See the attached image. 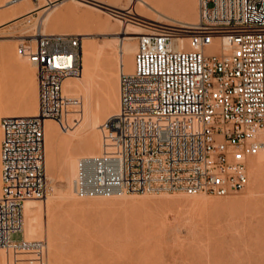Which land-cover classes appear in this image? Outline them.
<instances>
[{"label":"built area","instance_id":"built-area-1","mask_svg":"<svg viewBox=\"0 0 264 264\" xmlns=\"http://www.w3.org/2000/svg\"><path fill=\"white\" fill-rule=\"evenodd\" d=\"M110 10L145 31L133 70L120 73L119 110L101 124V152L78 158L75 193L221 196L244 189L250 158L264 149V0H199L190 27ZM186 30L189 46L179 48ZM33 42L21 53L36 66L39 113L0 121V247L25 262L44 259L48 248L43 239L16 238L25 201L48 193L45 121L72 127L68 116L81 101L63 84L83 72L79 34L36 33Z\"/></svg>","mask_w":264,"mask_h":264},{"label":"rangeland","instance_id":"rangeland-1","mask_svg":"<svg viewBox=\"0 0 264 264\" xmlns=\"http://www.w3.org/2000/svg\"><path fill=\"white\" fill-rule=\"evenodd\" d=\"M38 1L39 3H41V1L43 0L41 1L38 0ZM38 1L31 0L28 2L29 4L31 3L30 5L33 4L34 5V6L32 5L33 7H36L40 5ZM98 1L99 0L97 1L92 0V2L94 3H97ZM186 1L187 0H177L176 1V7L179 8L176 10L177 12L175 11L176 16L174 15L175 13L173 11L170 12L168 11L169 9L168 10L165 9V10L166 12L168 11L167 13L175 17H179V18L182 17L181 19H186V14L184 13V10H183L185 6L182 8L180 7L184 3L185 5L187 4L191 5L189 4L190 0H188L189 2H186ZM193 1L191 2L193 3ZM196 1H198L196 2L197 3L196 6H197V11L199 12V0H196ZM98 3H102V2L99 1ZM124 4L129 5L130 2H127V0H120L117 3V5L119 6L124 5ZM104 5L106 8L112 7L108 4H104ZM85 6L90 7L88 8L89 10L93 8V12L96 15L97 13L99 15L100 12H102L100 14L101 16L100 15L99 16L102 18H105L103 20H107L108 18H110L109 20H107L110 23H119V20L121 19L120 17L114 16L113 14L107 13L105 11H100V10L98 11L97 9L96 11L93 6L80 5L81 8L83 7L82 9L84 8L87 9ZM177 13L180 15L177 16ZM104 15L105 16L108 15L107 19ZM39 19H40L39 13H34L33 16L30 17L29 19H24V21L22 20V21H17V22H10L11 24L7 23L1 28L2 30L0 29L2 31V35L0 36V39H2L0 40V53H1L0 54V121L3 115L7 113H11V111L25 110L23 107L20 106L22 97L24 96V92H28L26 91V89L30 90L33 84L36 83V73H37L36 67L32 62H30L27 59V57H25L21 53V51L24 47H30L34 43L33 38H35V35H31V34L36 30L35 25H37V23L40 21ZM40 22L39 24L41 25V27L39 26V30L41 28L42 29L45 28L44 30L46 33L48 32L49 33L68 32V33L78 34L79 32H84V31H86L84 33L89 32V37H87L88 39L86 37H82L83 48H84V42L87 44V41L89 42L90 39H92L90 40L92 42H98L97 39L98 40L100 39L99 42L102 40H111V39L118 40L115 38L116 35H112L114 37H112L111 35H106L104 34V30L99 31L101 29H99L98 27H91L90 24H85L87 27V29H85L86 27L83 26L84 24H81L80 26V24H78V22L75 19H69V20L67 19V21L65 20L61 22V24L59 25L58 24L49 25V23L47 22L42 24ZM130 23H133V22H130ZM89 27H90V30H89ZM91 29L93 31H91ZM87 30L89 31L87 32ZM26 35H31V36H26ZM131 42L132 43L135 42V44L137 42L138 44V38L132 39ZM4 43H7L9 45H4ZM128 61H129V57H128ZM84 66H85V63H84ZM96 77L97 79H99L98 81ZM94 79L95 80L92 84V91H91L92 96L90 94V99L92 100L93 107L95 104L96 107H94V109L96 108V111H102L103 113H105L107 109L109 108L112 97H113V92H114V90L112 89L113 84H110L107 82L105 83L100 82L103 80L101 76H99V74H97V76H95ZM27 85H28V88H29V85H31L30 86L31 88L28 89ZM93 85H96L94 86L95 88L93 87ZM95 89L97 93H95L96 92ZM69 96L79 98L81 101L80 111L78 113L73 111L72 113L69 114V116H71L69 117L70 118L69 120H70V124L72 125V127L71 129L70 128L68 129H70V132H71L73 130H77V128L78 129L81 128L80 126L84 118L85 105H86L87 98H85L84 93L82 92H78L77 94H74V96L73 95H69ZM97 101H98V104L96 105ZM112 114L113 112L106 114V116L102 118L100 124H102L109 117V115H112ZM76 119H78L79 121L74 123ZM63 129L67 130L65 128ZM99 129L101 131V127ZM62 132L63 134H65L64 131ZM1 138H2V128L0 124V143H1ZM71 138H72L71 136H66L62 138L61 143L58 144L56 148V151L58 150L57 152L55 151L56 155H58V153H60L61 155L62 153V155L64 156L65 152H66L65 154H67V151L70 148L69 142L71 141ZM55 164L53 165V167L55 166V168L51 167L50 168L51 170L49 169L50 171H48L47 168H49V166H47L46 164L47 177H48L47 195L50 194V192L53 193L51 194L52 198L50 202H53L52 204L55 208H58L61 205L62 206L60 207V209L54 208V210H53V206H49L48 214L45 213L42 216L43 218L41 219L42 225H43V232L33 237V239H43L47 241L48 245L50 246V247L48 246L49 249L48 248L46 249L45 256H44L45 258L40 259L38 261L30 260V261L25 262L24 260H21V258L24 256H19L20 260H17L15 259V253H14L12 259L0 258V264H264V181H262V179L264 180V176H263L264 173H262V176L259 177L260 180H258L259 178L255 175L254 170L252 166H250V164H249V173L251 172L250 181L244 189L237 191V192H231L227 195H221V196L202 193L205 200H202V199L198 200L197 196H202V195H195V194L189 195V194L180 193V192H162V193L131 192V193H126L132 199L134 198L135 201L134 200L132 201V199H129L130 197H125L124 199L122 195L117 196V198L119 199L113 196L104 197L105 200L101 199L102 196H98L100 198L99 200V198L96 196L83 197V196L77 195L76 193L70 199H65L63 197L61 198L60 195H61V192L63 191L62 189L63 188V185H62L63 177H62L61 169L59 168L60 165H58L57 162ZM52 172L54 174H52ZM48 175L51 176V179ZM253 176L255 177V179H253L254 178ZM0 177H1V162H0ZM59 177H61V179H59ZM251 177H252V180H251ZM253 180L255 183L253 182ZM256 181H259V182H256ZM0 182H1V178H0ZM52 183L54 185L57 184L55 185V189ZM257 185L259 186V188H257ZM0 186H1V183H0ZM251 186H254V188ZM255 188H257L258 190ZM142 197L144 200L142 199ZM171 197L172 198L174 197V198L170 199ZM191 197L192 198L196 197V198L192 199ZM46 198L47 196L44 197L43 199H35V200L37 201L42 200V202H45L46 204ZM59 198L62 199L63 201L62 200L60 201ZM163 198L165 199L163 200ZM71 199L72 201L73 200L75 201L72 202ZM76 199L77 200L79 199V203L80 202L82 203H80L79 205L76 202ZM89 199H90V202L92 200L93 201L90 203ZM97 199L100 202L99 201L96 202ZM106 199L108 201H106ZM111 199L112 201H115L117 199L119 200V202L116 200L115 202L116 204H115L111 201ZM128 199L131 201L129 202ZM169 199L173 201L172 204L168 203L170 202ZM127 200L129 204L126 202ZM138 200L140 202H138ZM150 200L152 201L154 200L155 203L151 202ZM178 200L182 203L178 202ZM55 201L56 202L58 201V203H56ZM67 201H70L69 203H72V204L73 203L75 204L76 202V204L71 205V204H68ZM59 202L61 204H59ZM133 202L135 204L138 203L136 205L137 208L134 204H131ZM159 202H160V205L162 203L161 206L159 205ZM167 203L169 205H167ZM196 203L197 205H195ZM208 203H210L212 206L216 208L214 209V207L209 206L210 204ZM212 203L215 204L216 206L213 205ZM243 203L244 205H247V207L250 204L249 208L250 209L253 208V210L255 208V210L252 211L251 209L249 213L248 208L247 207L245 208L243 206L244 207L243 210L244 211L246 210V211L244 212L242 210L243 211L242 212L241 205ZM258 203H260L261 206H259ZM142 204L145 207H143ZM251 204H255L254 206L258 205L259 207L258 208L257 206L254 207ZM49 205L51 204L49 203ZM112 205L113 206L116 205L115 207H113L114 210L113 208L111 209ZM138 205L142 207L138 208ZM151 205L153 208H150ZM163 205H166V206H163ZM176 205L178 206L175 207ZM206 205H207V208H206ZM70 206L71 207L80 206V207L77 209L76 207L75 209L72 208L73 209L72 210L70 209L71 208ZM99 206H101V208H99ZM103 206L105 209L103 208ZM106 206H108V208H106ZM158 206L161 208H159ZM51 207L52 209L50 210ZM65 207H67V209L70 211H68ZM109 207H110V210H109ZM116 208L118 210H116ZM95 209H96V212H95ZM193 209L194 211H192ZM59 210L60 211L63 210L64 212L62 211L60 212ZM71 210L73 212H71ZM74 210H76V212H74ZM51 211L53 212L51 213ZM57 212L60 213V215ZM90 214H92L94 217L91 215V218H90L89 216ZM95 214H97L96 217L99 216V219L95 218ZM87 218L91 219L92 222H88L90 220H88ZM247 219H248V222L250 220L251 224L247 223ZM93 220L95 221L93 222ZM109 221L111 222V224L107 223ZM51 222L53 225H49L51 224ZM104 223H106L107 225ZM101 224L102 225L104 224V227L101 226ZM46 226L49 229L46 228ZM50 228L52 229V231L50 230ZM77 233H80L81 235L80 238H78L79 235H77ZM51 236H53L56 240ZM81 237H83V240L85 241L87 240L90 241L89 243L91 246L89 247V243H88L87 248L86 246L84 248L83 246L87 242L82 244V242L79 241V240L82 241ZM16 238L17 239L26 238L24 236V231L17 234ZM26 239H29V238H26ZM72 239L74 241L78 240L79 242L73 243ZM53 242L57 243L56 246L54 245ZM91 243L94 246H92ZM67 244L70 246H68ZM105 244L106 245L108 244L109 246L107 245L108 246L107 247ZM152 244L153 246H151ZM216 244H218L217 247L214 246ZM209 245H212L213 247ZM100 246L104 248L102 249V247ZM209 247H211L212 249H215L216 247L217 253ZM1 248H4V247H1ZM197 250L198 252H196ZM54 251L55 252L57 251V252L55 253ZM8 253L9 251L6 252V255ZM195 253L196 254L198 253L199 256H197L198 254L196 255ZM25 257H29V256H25ZM142 258H143V261H142ZM243 258H245V260H243Z\"/></svg>","mask_w":264,"mask_h":264},{"label":"bare ground","instance_id":"bare-ground-1","mask_svg":"<svg viewBox=\"0 0 264 264\" xmlns=\"http://www.w3.org/2000/svg\"><path fill=\"white\" fill-rule=\"evenodd\" d=\"M28 1H31V0H18V1H15V2H12L10 0H0V29L6 25L7 23L9 24L10 22H17V21H24V19H29L30 17L33 16L34 13H39V16H40V23L44 24L45 22L49 23L50 24H61V22L63 21H67V19H75L78 24H84L83 26L86 27L85 24H90L91 27H98L99 31H102L104 30V34L106 35H116V39L118 40H102L99 42V40L97 39L98 42H92L89 40V42L87 41V44L84 42V48H83V72L80 76H77V77H69L67 78L65 81H64V84H63V90H64V93L67 94V95H73L74 94H77L78 92H82L84 93V96L85 98H87V101H86V105H85V114H84V118H83V121H82V124H81V128L77 130H73L70 132V129H67V130H64L63 128H61L59 126V123L52 119V118H47L46 121H45V141H46V164L47 166H49L48 171H50L51 167H53V165L57 162L58 165H60V169H61V172H62V177H63V180H62V185H63V191L61 192V198H65V199H70L74 196L75 194V191H74V180H75V177H76V165H77V161H78V158L82 155H92V154H97V153H100L101 150H102V133L100 131V122L102 120V118L104 116H106V114H109V113H116L118 110H119V107H120V73L122 71H131L133 70V67H134V57H135V53L137 51V42L135 44L131 42L132 39H135V38H138V35L140 33H142L143 31H145V28L140 25V24H137V23H130V22H127V21H124L122 19L119 20V23H110L109 20L110 18L107 19V16L106 19L107 20H103L105 18H102L100 17L101 13L100 12V16L97 15L93 12V8L91 10H89L88 8L90 7H86L87 9H82L80 7V5H90V6H93L94 9L96 10H100V11H105L107 13H111V8H119L121 10H125V11H130V12H134V13H137L138 15H141V16H144V17H148V18H151L153 20H156V21H167V22H170V24L172 25H178L177 23H185L186 25H188V27H190L192 24H195L197 21H198V18H199V12L197 11V6H196V0H190L193 1V3L189 2L188 0L186 2H189V4L191 5H185V3L180 6L181 8L184 7V13L186 14V19H181L179 17H175L176 16V13L175 11L179 8L176 7V1L177 0H127V2H130L129 5H117L118 1L120 0H99L100 2H102L103 4H108L110 6H112L111 8H106L105 6H100L98 5L97 3H94L92 2V0H43L41 1V3H38L40 5L36 6V7H33L32 5L29 4ZM97 1V0H96ZM98 1V2H99ZM12 7V8H10ZM168 11H173L175 14V16L169 14L166 12V10ZM96 10V11H97ZM110 10V11H109ZM165 10V11H164ZM177 12V11H176ZM182 13V12H181ZM112 14V13H111ZM180 14L177 13V16H179ZM183 15V14H181ZM38 19V18H37ZM39 22L37 23V25H35V31L31 34V35H35L36 33H44L45 32V28L44 29H40L39 30V26L41 27V25L39 24ZM36 23V22H35ZM11 24V23H10ZM34 25V24H33ZM48 25V24H47ZM31 27V26H30ZM96 28V29H98ZM87 29V27L85 28ZM93 29V28H92ZM91 29V31H93ZM95 29V28H94ZM2 30V29H1ZM0 30V36L2 35V31ZM89 30H90V27H89ZM87 30V32L89 31ZM27 31V30H25ZM30 31V30H29ZM97 31V30H96ZM52 32V31H51ZM86 32V31H84ZM84 32H79L78 34L82 37H89V32L88 33H84ZM190 30H186L184 33L181 34L180 38L178 39V44H177V47L181 48V47H188L189 46V36H190ZM49 33V32H48ZM55 33V32H54ZM91 36V35H90ZM102 36V35H101ZM110 36V37H111ZM107 37V36H106ZM105 37V38H106ZM114 37V36H112ZM34 39V38H33ZM88 39V38H87ZM86 39V40H87ZM85 40V39H84ZM96 41V40H95ZM120 41V42H119ZM86 44V45H85ZM213 46H209L208 50H212ZM1 54V53H0ZM128 57H129V61H128ZM85 61V62H84ZM84 63H85V66H84ZM36 67V66H35ZM97 74H99V76H101L102 80L103 81H100V82H107V83H110V84H113L112 85V89L114 90L113 92V97H112V100H111V103H110V106L109 108L107 109V111L105 113H103L102 111H96V108L94 109L95 104H94V107H93V103H92V100L90 99V94H91V91H92V84L94 82V78L95 76H97ZM99 78V77H98ZM97 79V77H96ZM99 79H97L98 81ZM95 81V82H97ZM95 84V83H94ZM97 84V83H96ZM31 85H29V88ZM96 86V85H93V87ZM27 88H28V85H27ZM28 88V89H29ZM95 88V87H94ZM97 89V88H96ZM95 89V91H96ZM26 91L28 92H24V96L22 97V101L20 103V106L23 107L25 110L23 111H17V110H14V111H11V113H7L3 116H7V115H38L39 113V87H38V81H37V73H36V83L33 84L32 88L30 90H27ZM97 93V91L95 92ZM26 94V95H25ZM80 94V93H79ZM92 96V94H91ZM82 97V96H81ZM97 97V96H96ZM96 99V98H95ZM94 99V101H95ZM85 100V99H84ZM93 101V102H94ZM85 104V103H84ZM98 104V101L96 103V105ZM98 107V106H97ZM84 110V109H83ZM100 110V109H99ZM110 116V115H109ZM71 116H68V121L70 122V118ZM82 118V117H81ZM79 121V120H78ZM57 123V124H56ZM65 132V134H63V132ZM66 136H71V141L69 142V145H70V148L69 150L67 151V154L64 153V156L60 155V153H58V155H56V148L58 146V144L61 143L62 141V138L63 137H66ZM59 149V148H58ZM56 151V152H55ZM252 158V159H251ZM250 159V166H252L253 170H254V173L255 175L259 178L262 176V173H264V149H262L258 154H256L254 157H251ZM56 165V164H55ZM55 168V166L53 167ZM251 168V169H252ZM50 169V170H49ZM58 169V168H57ZM54 170V169H53ZM58 171V170H57ZM56 171V172H57ZM58 173V172H57ZM56 173V174H57ZM251 173V172H250ZM249 173V174H250ZM52 174H54L52 172ZM253 174V173H252ZM51 179V176L48 175ZM264 176V174H263ZM58 177V176H57ZM254 177V176H253ZM256 177V179H257ZM1 178V177H0ZM53 178V177H52ZM263 178V177H262ZM58 179V178H57ZM59 179H61V177H59ZM255 179V177L253 178ZM251 180H252V177H251ZM260 180V178L258 179ZM262 181H264L262 179ZM53 182V181H52ZM59 182V181H58ZM254 182V180H253ZM252 182V183H253ZM256 182H259V181H256ZM1 183V182H0ZM51 183V182H50ZM57 183V182H56ZM255 183V182H254ZM253 183V184H254ZM53 184V183H52ZM58 184V183H57ZM55 184V185H57ZM252 184V185H253ZM55 185L53 184L54 186V189H55ZM256 185V184H255ZM259 185V184H258ZM257 185V188H259V186ZM261 186V185H260ZM52 187V186H51ZM254 188V186H251ZM60 188V187H58ZM252 188V189H253ZM255 188V189H257ZM52 189V188H51ZM50 189V190H51ZM251 189V188H250ZM258 190V189H257ZM256 191V190H255ZM54 192V191H53ZM257 192V191H256ZM261 192V191H260ZM0 193H1V186H0ZM248 193V192H247ZM51 194H53L52 192H50V194L47 195V198H46V204L45 202H42V200L40 201H37L35 199H30V200H27L25 201L24 203V215H25V223H24V236L26 238H29V239H33V237L37 236L38 234H40L41 232H43V225H42V216L49 212V206H53V202H50L51 201ZM251 194V193H250ZM119 195H122V197H130L129 195H127L126 193H123V194H116L114 195L113 197H116L119 196ZM195 195H202V196H197L198 197V200L199 199H202V200H205L204 196L202 193H199V194H195ZM254 195V194H253ZM56 196V195H55ZM98 197V196H96ZM175 197V196H174ZM173 197V198H174ZM206 197V196H205ZM249 197V196H248ZM251 197V195H250ZM99 198V197H98ZM169 198V197H168ZM172 197L170 199H173ZM177 198V197H176ZM188 198V197H187ZM186 198V199H187ZM192 198V197H191ZM194 198V197H193ZM192 198V199H193ZM196 198V197H195ZM194 198V199H195ZM60 199V198H59ZM75 199V198H73ZM101 199H104V197H102ZM119 199V198H117ZM116 199V200H117ZM129 199H132L131 197ZM128 199V200H129ZM143 199V197H142ZM146 199V198H145ZM151 199V198H149ZM165 198H163L164 200ZM167 199V198H166ZM169 199V200H170ZM180 199V198H178ZM53 200V199H52ZM62 199H60L61 201ZM87 200V199H86ZM100 200V198H99ZM98 199L96 200V202L99 201ZM105 200V199H104ZM115 201H111L113 203L116 202ZM128 200L126 201L128 203ZM134 200V198L132 199V201ZM144 200V199H143ZM142 200V201H143ZM162 200V199H160ZM168 200V199H167ZM190 200V199H189ZM59 201V200H58ZM58 201L56 203H58ZM63 201V200H62ZM72 201V199H71ZM75 201V200H73ZM72 201V202H73ZM93 201V200H92ZM91 201V202H92ZM102 201V200H101ZM106 201H108L106 199ZM119 202V200H117ZM125 201V200H124ZM131 200H129L130 202ZM135 201V200H134ZM146 201V200H145ZM151 202H154V200H150ZM183 201V200H182ZM68 204H71V205H75L76 202L80 205V202L79 203V199L77 200L76 199V202L75 204L73 203H69L70 201H67ZM85 202V201H84ZM83 202V203H84ZM88 202V201H87ZM89 202H90V199H89ZM88 202V203H89ZM90 202V203H91ZM100 202V201H99ZM103 202V201H102ZM101 202V203H102ZM121 202V201H120ZM123 202V200H122ZM138 202H140L138 200ZM149 202V200H148ZM150 202V203H151ZM168 202V201H167ZM171 202V203H170ZM170 202H168L169 204H172V200H170ZM176 202V201H175ZM178 202H180L178 200ZM177 202V203H178ZM190 202V201H189ZM192 202V201H191ZM201 202V201H200ZM49 203L51 205H49ZM55 203V204H56ZM104 203V202H103ZM102 203V204H103ZM126 203V204H127ZM137 203V202H136ZM148 203V204H150ZM155 203V202H154ZM158 203V202H157ZM167 203V205H169ZM176 203V204H177ZM182 203V202H180ZM211 203V202H210ZM208 203V204H210ZM261 203V202H260ZM258 203L259 206H261V204ZM54 204V205H55ZM59 204H61L59 202ZM67 204V203H66ZM64 204V205H66ZM67 204V205H68ZM77 204V205H78ZM96 204V203H95ZM105 204V203H104ZM112 204V203H111ZM110 204V205H111ZM116 204V203H115ZM124 204V203H123ZM129 204V203H128ZM131 204H134L135 206L138 204H135L134 202L131 203ZM140 204V203H139ZM146 204V203H144ZM166 204V203H165ZM175 204V203H174ZM192 204V203H191ZM213 204V203H212ZM248 204V203H247ZM256 204V203H255ZM255 204H251V205H255ZM263 204V203H262ZM154 205V204H153ZM159 205H160V202H159ZM162 205V203H161ZM160 205V206H161ZM185 205V204H184ZM183 205V206H184ZM197 205V203L195 204ZM215 205V204H213ZM250 205V204H249ZM249 205L247 207V205H244V203L241 205L242 206V209L241 211L243 210V208L247 207L248 208V212L253 208H249ZM258 205L257 208L259 207ZM62 206V205H61ZM60 206V207H61ZM116 206V205H115ZM112 205L111 209L113 207H115ZM125 206V205H124ZM143 207H145L143 204H142ZM141 206V207H142ZM156 206V205H155ZM163 206H166V205H163ZM178 205H176L175 207H177ZM180 206V205H179ZM186 206V205H185ZM202 206V205H201ZM209 206H212L211 204ZM216 206V205H215ZM240 206V207H241ZM244 206V207H243ZM254 206V207H256ZM60 207H58L60 209ZM69 207V206H67ZM67 207H65L67 209ZM71 207V206H70ZM76 206H73L71 207L70 209L74 208L75 209ZM80 206L76 207L79 208ZM82 207V206H81ZM98 207V206H96ZM122 207V206H121ZM128 207V206H127ZM126 207V208H127ZM130 207V206H129ZM140 206L138 205V208ZM140 207V208H141ZM159 207V206H158ZM214 207V206H212ZM54 206H53V210H54ZM58 208H55V209H58ZM95 208V207H94ZM99 208H101V206H99ZM104 208V206H103ZM106 208H108V206H106ZM125 208V209H126ZM137 208V206H136ZM150 208H153L152 205L150 206ZM157 208V207H155ZM161 208V207H159ZM165 208V207H164ZM174 208V207H173ZM206 208H207V205H206ZM216 207H214L215 209ZM256 208V209H257ZM52 209V207L50 208V210ZM63 209V208H62ZM98 209V208H96ZM96 209H95V212H96ZM105 209V208H104ZM119 209V207H118ZM116 208V210H118ZM123 209V208H122ZM144 209V208H143ZM190 209V208H189ZM205 209V207H204ZM213 209V208H212ZM211 209V210H212ZM213 209V210H214ZM240 209V208H238ZM68 210V209H67ZM73 210V209H72ZM71 210V212H73ZM109 210H110V207H109ZM114 210V208H113ZM184 210V209H183ZM188 210V209H187ZM60 211V210H59ZM62 212L64 211L61 210ZM60 211V212H61ZM70 211V210H68ZM67 211V212H68ZM194 211V209L192 210ZM240 211V210H239ZM237 211V212H239ZM244 211V210H243ZM242 211V212H243ZM246 211V210H245ZM244 211V212H245ZM53 211H51L52 213ZM56 212V211H55ZM74 212H76V210H74ZM99 212V211H98ZM97 212V214H98ZM58 213V212H57ZM250 213V212H249ZM248 213V214H249ZM253 213V212H252ZM255 213V212H254ZM259 213V212H258ZM56 214V213H55ZM60 215V213H58ZM94 214V213H92ZM90 214V218H91V215ZM95 214V218H98L99 219V216L96 217ZM189 215V214H188ZM252 215V214H251ZM257 215V214H256ZM263 215V214H262ZM47 216V215H46ZM55 216V215H54ZM93 216V215H92ZM50 217V215H49ZM52 217V216H51ZM56 217V216H55ZM94 217V216H93ZM58 218V217H57ZM86 218V217H85ZM258 218V216H257ZM52 219V218H50ZM56 219V218H55ZM88 222H92L91 219L87 218ZM94 219V218H92ZM245 219V218H244ZM86 220V219H85ZM96 220V219H95ZM93 220V222L95 221ZM246 220V219H245ZM244 220V221H245ZM254 220V219H253ZM112 221V220H111ZM114 221V220H113ZM252 221V220H251ZM257 221V220H256ZM57 222V221H56ZM116 222V221H115ZM118 222V220H117ZM120 222V221H119ZM254 222V221H253ZM55 223V222H54ZM107 223H110L111 222H107ZM247 223H250V220L248 222V219H247ZM49 224V223H48ZM57 224V223H56ZM106 224V223H104ZM104 224L101 226L104 227ZM118 224V223H117ZM251 224V223H250ZM49 225H53L52 222L51 224ZM48 225V226H49ZM107 225V224H106ZM113 225V224H112ZM115 225V224H114ZM244 225V224H243ZM116 226V225H115ZM119 226V225H118ZM247 226V225H246ZM50 227V226H49ZM53 227V226H52ZM46 228H48L46 226ZM56 228V226H55ZM100 228V227H99ZM108 228V227H107ZM110 228V227H109ZM117 228V227H116ZM242 228V227H241ZM49 229V228H48ZM112 229V228H111ZM46 230V229H45ZM50 230L52 231V229L50 228ZM49 230V231H50ZM54 230V229H53ZM103 230V228H102ZM108 230V229H107ZM55 231V230H54ZM74 234V233H72ZM76 235V234H74ZM78 238H80V233H77ZM85 235V234H84ZM55 236V235H54ZM53 237V236H51ZM50 237V239H51ZM65 237V236H64ZM71 237V236H70ZM69 237V238H70ZM84 237V236H83ZM83 237L82 238V241L79 240L80 242L85 243L87 242L86 244H84V248L86 246H88V243L90 241H88L86 238L87 241L83 240ZM54 238V237H53ZM68 238V237H66ZM76 238V237H75ZM77 238V239H78ZM49 239V240H50ZM55 239V238H54ZM52 239V240H54ZM48 240V242H49ZM51 240V241H52ZM56 240V239H55ZM69 241V240H68ZM78 240L74 241L72 239V242H79ZM84 241V242H83ZM70 242V241H69ZM54 243V242H53ZM67 243V242H66ZM72 243V244H73ZM99 243V242H98ZM97 243V245H98ZM107 243V242H106ZM207 243V242H206ZM57 243H54V245L56 246ZM92 244V243H91ZM109 244V243H108ZM107 244V245H108ZM157 244V243H155ZM189 244V242H188ZM196 244V242H195ZM212 244V243H211ZM68 245V244H67ZM104 245V244H103ZM106 245V244H105ZM106 245V246H107ZM165 245V244H164ZM186 245V244H185ZM202 245V243H201ZM208 245V244H207ZM213 245V244H212ZM212 245H209V246H212ZM218 244L214 245L217 247ZM49 246V245H48ZM53 246V244H52ZM51 246V248H52ZM54 246V247H55ZM70 246V245H68ZM73 246V245H72ZM90 243H89V247H90ZM92 246H94L92 244ZM109 246V245H108ZM107 246V247H108ZM153 246V244L151 245ZM206 246V245H205ZM224 246V245H223ZM50 247V246H49ZM88 247V248H89ZM102 247V246H100ZM157 247V246H156ZM200 247V246H199ZM213 247V246H212ZM215 247V249H216ZM104 247H102L103 249ZM155 248V247H154ZM185 248V247H184ZM190 248V247H189ZM196 248V247H195ZM194 248V249H195ZM198 248V247H197ZM211 248V247H209ZM220 248V246H219ZM49 249V248H48ZM55 249V248H54ZM58 249V248H56ZM107 249V248H106ZM105 249V250H106ZM191 249V248H190ZM201 249V248H199ZM204 249V248H203ZM212 249V248H211ZM212 249L214 250L216 253H217V249ZM104 250V252H105ZM8 250H6L5 248H1L0 247V258H6V259H12L13 258V252L10 250L9 253L6 255V252ZM59 251V250H58ZM193 251V250H192ZM49 252V251H48ZM47 252V253H48ZM55 252V251H54ZM57 252V251H56ZM55 252V253H56ZM60 252V251H59ZM198 252V250L196 251ZM213 252V251H212ZM237 252V251H236ZM51 253V251H50ZM202 253V252H201ZM200 253V254H201ZM204 253V252H203ZM214 253V252H213ZM240 253V252H239ZM196 254V253H195ZM198 254V253H197ZM196 254V255H197ZM209 254V253H208ZM232 254V253H231ZM242 254V253H241ZM215 255V254H214ZM213 255V256H214ZM233 255V254H232ZM199 256V254L197 255ZM207 257V256H206ZM205 257V258H206ZM230 257V256H229ZM201 258V256H200ZM233 258V257H232ZM139 259V258H138ZM136 259V260H138ZM208 259V258H207ZM243 260H245V258H243ZM142 261H143V258H142ZM140 262V261H139ZM236 262V261H235ZM238 262V261H237ZM141 263V262H140Z\"/></svg>","mask_w":264,"mask_h":264},{"label":"water","instance_id":"water-1","mask_svg":"<svg viewBox=\"0 0 264 264\" xmlns=\"http://www.w3.org/2000/svg\"><path fill=\"white\" fill-rule=\"evenodd\" d=\"M97 4H98V5H100V6H105V5H104V4H102V3H98V2H97Z\"/></svg>","mask_w":264,"mask_h":264},{"label":"crops","instance_id":"crops-1","mask_svg":"<svg viewBox=\"0 0 264 264\" xmlns=\"http://www.w3.org/2000/svg\"><path fill=\"white\" fill-rule=\"evenodd\" d=\"M26 36H31V35H26ZM0 40H2V39H0ZM4 45H9V44H7V43H4Z\"/></svg>","mask_w":264,"mask_h":264}]
</instances>
